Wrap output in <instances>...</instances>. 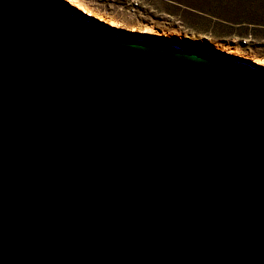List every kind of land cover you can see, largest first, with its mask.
Instances as JSON below:
<instances>
[{
	"label": "water",
	"instance_id": "obj_1",
	"mask_svg": "<svg viewBox=\"0 0 264 264\" xmlns=\"http://www.w3.org/2000/svg\"><path fill=\"white\" fill-rule=\"evenodd\" d=\"M45 4L0 0V264H264L262 67Z\"/></svg>",
	"mask_w": 264,
	"mask_h": 264
},
{
	"label": "rangeland",
	"instance_id": "obj_2",
	"mask_svg": "<svg viewBox=\"0 0 264 264\" xmlns=\"http://www.w3.org/2000/svg\"><path fill=\"white\" fill-rule=\"evenodd\" d=\"M65 1V0H64ZM97 15L121 21L119 34L130 37V28L138 30L151 26L170 42L182 40L203 41L207 48L216 47L222 51L232 50L236 58L221 56L222 59L238 61L237 57L264 58V25L253 24L237 27L232 24H214L210 18L177 7L168 0H80ZM231 2L233 0H230ZM201 4V0L195 1ZM209 4H214L210 0ZM215 9L214 6H209ZM233 5L229 4V10ZM110 31V30H108ZM112 33H117L111 30ZM133 38V37H132ZM147 41H153L147 39ZM231 55V54H228ZM239 62V61H238ZM264 72V68H256Z\"/></svg>",
	"mask_w": 264,
	"mask_h": 264
},
{
	"label": "bare ground",
	"instance_id": "obj_3",
	"mask_svg": "<svg viewBox=\"0 0 264 264\" xmlns=\"http://www.w3.org/2000/svg\"><path fill=\"white\" fill-rule=\"evenodd\" d=\"M36 2H44L46 3L45 5H51L53 8L66 20H68L75 28L80 29L84 31L87 34L94 33L95 31H98L99 33L102 32L101 30L97 29H106L104 26L109 25L111 27H114L117 33H112V34H105L103 35L108 36L110 38H118L119 41H122L123 43L127 44L128 46H141V45H146V44H156L158 46H165V47H172V48H177L181 49L184 51H189V52H194L195 54H207L209 56H215L217 55L214 51L213 48H207L205 43L203 41H195V40H180L177 38L178 44L170 42L168 39L166 40L165 38H168L167 36L162 35L160 32L156 31L153 29L151 26H144L142 29L138 30L136 26H132L130 28V32L133 34L128 36H124L119 34L118 30L121 28L122 23L121 21L117 19H109L106 18L103 15H97L94 13V11L89 8L87 5H85L82 1L80 0H65L68 4L69 8L62 7L60 4H54L53 2L55 0H33ZM52 2V3H51ZM56 2V1H55ZM60 5V6H59ZM80 13H84L86 16H82ZM92 18L95 21L92 20ZM95 26V27H94ZM107 30V29H106ZM133 37V38H132ZM165 37V38H164ZM147 39L153 40V41H147ZM227 54L234 55L235 53L232 50H227L224 51ZM236 55V54H235ZM234 55V56H235ZM247 60H251L253 64H257V66L264 68V58H245ZM246 60V61H247Z\"/></svg>",
	"mask_w": 264,
	"mask_h": 264
},
{
	"label": "trees",
	"instance_id": "obj_4",
	"mask_svg": "<svg viewBox=\"0 0 264 264\" xmlns=\"http://www.w3.org/2000/svg\"><path fill=\"white\" fill-rule=\"evenodd\" d=\"M168 1V0H166ZM173 5L182 7L185 10L198 13L214 20V24H232L237 27L253 24L254 26L264 25V0H170ZM229 4L233 5L229 10ZM209 6H214L215 9Z\"/></svg>",
	"mask_w": 264,
	"mask_h": 264
}]
</instances>
